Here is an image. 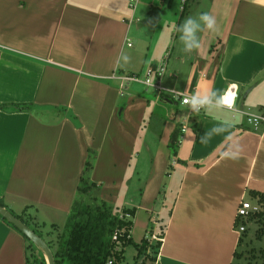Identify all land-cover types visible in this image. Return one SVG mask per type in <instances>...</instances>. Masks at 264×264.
Returning a JSON list of instances; mask_svg holds the SVG:
<instances>
[{
  "label": "crops",
  "instance_id": "obj_1",
  "mask_svg": "<svg viewBox=\"0 0 264 264\" xmlns=\"http://www.w3.org/2000/svg\"><path fill=\"white\" fill-rule=\"evenodd\" d=\"M192 1L0 0V201L45 241L66 224L92 151L98 197L134 210V243L172 207L154 264L236 261L237 209L264 193V126L219 101L235 87L239 110L264 114V0ZM159 25L166 39H155ZM162 65V86L205 100L202 110L119 79ZM144 159L145 184L127 201L124 181ZM28 255L0 218V264Z\"/></svg>",
  "mask_w": 264,
  "mask_h": 264
},
{
  "label": "trees",
  "instance_id": "obj_2",
  "mask_svg": "<svg viewBox=\"0 0 264 264\" xmlns=\"http://www.w3.org/2000/svg\"><path fill=\"white\" fill-rule=\"evenodd\" d=\"M167 98V96H163L161 99L165 100ZM13 107L18 109L30 108L27 105ZM72 118L76 121L75 117ZM178 137L179 130H176L168 144L173 156L177 154ZM93 156L94 153L90 151L80 175L65 229L59 235L57 247L53 250L55 264H107L108 261H111V264H117L124 260L125 248L131 244H134L137 250L135 264H145L146 260H149L150 264H154L162 244L161 240L166 232L172 207L164 203V208L162 207L164 214L162 216L156 217L157 215L153 216L151 214L145 237L140 243H134L130 237L133 219L126 217V213L130 211L133 216L134 210L121 209L98 197V189L92 181ZM170 171L171 167L168 168L167 174H170ZM163 194L161 195L162 198ZM253 194L257 197L258 203L262 208L247 219L237 221V226L244 225L245 230L241 232L242 238L239 251L236 253V260L242 256V251L249 248L254 241V239L249 237V223L255 224L257 228L254 238L258 241H264V193L253 192ZM0 205L4 207L2 201H0ZM157 210L155 208V211ZM17 217L21 219L20 216ZM0 218L16 229L3 217L0 216ZM24 223L29 226L26 222ZM123 228H126L125 233L128 232V234L115 239L114 233ZM16 230L19 231L18 229ZM24 238L27 241L29 250L28 264H46L44 254L29 239L25 236ZM260 251L263 253L262 256H264V247ZM36 253H38L37 256L34 255ZM140 260L142 261L140 262ZM234 264H236V261Z\"/></svg>",
  "mask_w": 264,
  "mask_h": 264
},
{
  "label": "built area",
  "instance_id": "obj_3",
  "mask_svg": "<svg viewBox=\"0 0 264 264\" xmlns=\"http://www.w3.org/2000/svg\"><path fill=\"white\" fill-rule=\"evenodd\" d=\"M132 2L136 0H130ZM129 46L132 45V43H128ZM165 72V65H162L161 67H149L146 71L145 77L139 76L138 74H128L125 76L120 77L119 79L123 82L129 85L132 82L135 83H143L145 84L148 88L153 89L154 91H157V94L163 95L167 94L171 96L174 100H179L183 104H192L194 103L196 106L197 110H202L206 104V101L203 99H200L194 95H187L183 94L181 92H178L176 90H170V89H165L162 84H161V78L163 77ZM154 77V80H153ZM230 97L231 100L230 102H225L224 98L225 97ZM236 98H237V92L236 88L232 87L231 89L225 91L219 101V105L222 107H225L229 110L236 111L243 113L245 116V120L247 124H250L253 126L255 130L261 129L264 126V114H254L250 112H244L239 110L236 107ZM185 131V127L182 128V132ZM262 206L258 204H252L249 201H241L237 213H236V220L240 219H247L250 217L252 214H255L261 210ZM126 217H129V215L126 214ZM238 232L241 233L245 230L244 225H238L237 228ZM125 229H120L114 233L115 239L118 238L119 236H125ZM155 238V236H153ZM111 261H108L107 264H111Z\"/></svg>",
  "mask_w": 264,
  "mask_h": 264
},
{
  "label": "rangeland",
  "instance_id": "obj_4",
  "mask_svg": "<svg viewBox=\"0 0 264 264\" xmlns=\"http://www.w3.org/2000/svg\"><path fill=\"white\" fill-rule=\"evenodd\" d=\"M192 2L193 1L190 0L189 7L192 4ZM158 27L159 28L155 33V39H157V37H159V36H163L164 39H166L167 32L164 30V28H163V31L160 30L162 28L161 25H159ZM146 33L148 34V32H146ZM172 33H173V31L171 32L170 38L173 36ZM148 68L149 67L145 68L142 72H140L139 76H143V78H144ZM153 80H154V77H153ZM161 80H162V78H161ZM129 85H140L141 89L144 90V92H146V94H148V98H151L153 101H154V99H156L155 96L157 94V91H154L153 89L148 88L145 84L132 82ZM161 110H162V107L158 108V111H161ZM163 112L165 113V111H163ZM93 161H94V159H93ZM148 167H149L148 161L144 159V160L139 161L138 170H139V172H140V169L142 170V172L139 176L133 175V174H135V172L132 170L130 171V173L128 172L129 174L124 181V190H123V191H127L129 188V190L126 192L127 193V199H128L127 201H129L131 198L137 200V197H139L140 190H142V187L145 184V179H146L145 175L148 172ZM144 173H145V175H143ZM128 185H129V187H128ZM160 203L161 202H160V198H159V200L156 202V205H155L156 209L160 208V205H161ZM122 204H123V202H121V200H119V202L116 206L121 208ZM126 214L129 215L130 218H132L131 214H129V213H126ZM64 227H65V225L61 227V229H60L61 231L59 234L63 233V231L65 229ZM256 229L257 228H256L255 224H250L249 237L254 239V241L249 246V248L244 249L242 251L243 252L242 256L236 260V264H264V256H262L263 253L260 251L264 247V241H258L254 238ZM59 234H57L58 237L56 239H54L52 241H48V240L46 241L52 251L55 250L57 247ZM145 235H146V233H145ZM34 255L37 256L38 253H36ZM124 255H125L124 260H121L117 264H135V261H136L135 256L137 255V250L135 248V245L131 244V245L126 246ZM45 260H46V258H45ZM141 261L142 260H140V262ZM46 264H47V260H46ZM139 264H141V263H139ZM145 264H150V261L146 260Z\"/></svg>",
  "mask_w": 264,
  "mask_h": 264
},
{
  "label": "water",
  "instance_id": "obj_5",
  "mask_svg": "<svg viewBox=\"0 0 264 264\" xmlns=\"http://www.w3.org/2000/svg\"><path fill=\"white\" fill-rule=\"evenodd\" d=\"M0 216L18 229L27 239H29L45 256L47 264H55L54 253L48 243L32 228L27 226L20 218L0 205Z\"/></svg>",
  "mask_w": 264,
  "mask_h": 264
},
{
  "label": "clouds",
  "instance_id": "obj_6",
  "mask_svg": "<svg viewBox=\"0 0 264 264\" xmlns=\"http://www.w3.org/2000/svg\"><path fill=\"white\" fill-rule=\"evenodd\" d=\"M201 19H203L205 22L208 23V27H212V23H211V21H210V19H209V17H208L207 14L202 15ZM193 32H194V29H193V27L191 26L190 23H189L188 25H185V28H184V33H185V35H184V37H182V38L185 40L186 44H188L189 41H193V40H194ZM191 46H192V45L189 44V47H191ZM195 46H196V47H199L198 44H196ZM230 100H231L230 97H227V96H226V97L224 98V101H225V102H228V101H230Z\"/></svg>",
  "mask_w": 264,
  "mask_h": 264
},
{
  "label": "bare ground",
  "instance_id": "obj_7",
  "mask_svg": "<svg viewBox=\"0 0 264 264\" xmlns=\"http://www.w3.org/2000/svg\"><path fill=\"white\" fill-rule=\"evenodd\" d=\"M155 239H156V237H155Z\"/></svg>",
  "mask_w": 264,
  "mask_h": 264
},
{
  "label": "snow or ice",
  "instance_id": "obj_8",
  "mask_svg": "<svg viewBox=\"0 0 264 264\" xmlns=\"http://www.w3.org/2000/svg\"><path fill=\"white\" fill-rule=\"evenodd\" d=\"M228 102H230V101H228Z\"/></svg>",
  "mask_w": 264,
  "mask_h": 264
}]
</instances>
